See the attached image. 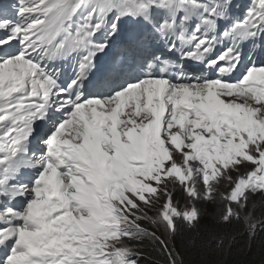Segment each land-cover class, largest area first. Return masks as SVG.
<instances>
[{"label": "snow or ice", "instance_id": "6c2138e0", "mask_svg": "<svg viewBox=\"0 0 264 264\" xmlns=\"http://www.w3.org/2000/svg\"><path fill=\"white\" fill-rule=\"evenodd\" d=\"M237 2H0V264H217L233 224L252 254L264 0Z\"/></svg>", "mask_w": 264, "mask_h": 264}, {"label": "trees", "instance_id": "16d2710c", "mask_svg": "<svg viewBox=\"0 0 264 264\" xmlns=\"http://www.w3.org/2000/svg\"><path fill=\"white\" fill-rule=\"evenodd\" d=\"M257 211L259 213V207ZM205 222L202 221V223ZM224 235V250L218 254L209 253L208 259L216 261L217 264H260L261 259L264 258V253L260 251V246L264 242V231L258 230L256 240L253 242L252 254L248 256L244 254L247 236L242 234L240 225L227 226Z\"/></svg>", "mask_w": 264, "mask_h": 264}]
</instances>
